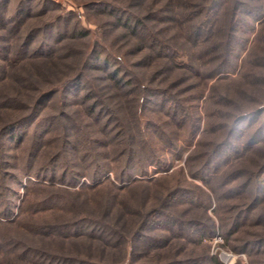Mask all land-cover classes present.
Wrapping results in <instances>:
<instances>
[{
    "label": "rangeland",
    "instance_id": "rangeland-1",
    "mask_svg": "<svg viewBox=\"0 0 264 264\" xmlns=\"http://www.w3.org/2000/svg\"><path fill=\"white\" fill-rule=\"evenodd\" d=\"M222 1L200 45L232 24ZM241 1L229 66L211 75L216 51L184 38L203 15L180 17L182 1L0 0V264H31L27 247L99 264H264V11L249 13L264 0ZM152 31L193 68L157 57ZM149 209L180 231L147 226L142 247ZM66 219L80 223L51 227Z\"/></svg>",
    "mask_w": 264,
    "mask_h": 264
},
{
    "label": "trees",
    "instance_id": "trees-1",
    "mask_svg": "<svg viewBox=\"0 0 264 264\" xmlns=\"http://www.w3.org/2000/svg\"><path fill=\"white\" fill-rule=\"evenodd\" d=\"M180 1H182L180 4V7L184 9L181 12L187 13V14H184L180 17L187 19L188 22L191 19H196L197 16L199 17V16L203 15V18H198V20H195L194 23L188 24L187 33H186V36H184L185 40L189 41V43L192 47H195V48L203 47L201 49V51L206 52L207 54L208 53L210 54V53H213L214 51H216L217 54L213 55L212 57H214V59L218 58L219 62L215 66L210 68L209 72L214 73L211 75H215L216 73L221 72L225 67L229 66V57L228 56L232 52L233 43L235 41V36H234L235 27H233V26L236 24L235 21L238 18L239 8L244 5V2H242L241 0H233L232 6L226 12L227 17L229 16V21L232 22V20H233V22H232V24H230L228 26L227 32L224 34L223 37L220 38V40L215 41L214 43L210 42L209 44L200 45V43H202V42L208 43L209 35L208 36H207V34L204 35L206 33L204 27H205V25L210 24V21L213 19L211 17L215 16L214 14H215L216 8L219 5H221V3L223 4V1L221 2V0H204V1L203 0H196V2H195L194 0H179V2ZM261 9H262L261 11H257V12L253 11L254 9H250L249 13L255 19L261 18L262 12L264 11V6H262ZM167 10H168V8H165L163 6L162 8L155 10V12H153V13L151 12L152 14L149 15V17L152 16V19H157L158 17H161L162 13H164V15H165V12ZM224 13H225V11H224ZM204 16H207V18H204ZM217 16H219V13H217ZM132 17H133L132 18L133 20L131 23L132 34L138 35L137 30L139 29V26H141V28H143V25L141 24L143 22L141 21V18L138 16L132 15ZM177 19H178L177 17L174 18L175 21H179ZM150 37L155 41L154 43H152L149 46L150 50H153V53L157 57L168 58L169 63H172L173 67H174V65L177 67H178V65H183L184 67H187V68H191V69L193 68L192 64L189 62H185L182 64H177L175 62V58L180 57L182 55H186V54L189 55L190 54V53H186L187 51L183 50V49H187V48H185L181 43H179L177 39L166 38L163 41H160L157 39L156 36H154L153 31L150 33ZM172 37L174 38L175 36H172ZM141 48H143V46H141ZM179 48L182 49L183 52L186 54H183V52L180 51ZM168 52H171V53L167 54ZM152 57H154V56H152ZM212 57L210 59H213ZM169 68L171 69V66ZM113 76H114V74L111 75V77H113ZM76 79H78V78H76ZM28 117H30V116H28ZM244 117H246V115H244ZM14 126L15 125L11 123V124L7 125L5 128L8 127L9 129H11ZM155 215H160V216H155ZM140 217L141 218L137 222V227L133 233V238H135V239H137V238L143 239L144 238V235L142 233H143L144 229L146 230L147 226H148V230L153 231L155 228H157V226H160V225L164 226V224H165L169 230L171 229L170 231H172V232L179 233L178 231H180L179 227L176 226V221H177L176 218L170 213H165L163 211L161 212L157 209H153V210L149 209L147 212H145ZM79 223H80V221H78V220L77 221H70L69 219H66L65 221H62V222H60L56 225H53L51 227L52 228L56 227V226L59 227L60 225H62L61 226L62 228H60L59 230H62V231L65 230L66 231V230H70L72 228V226H75V225L77 226ZM190 223H194V222L190 221ZM91 224L93 226L98 225L102 229L104 227L106 230L110 231L114 235H117L116 233H118L115 230V228L113 229L111 226H109L107 224L103 223L104 226L102 227V224L100 222L95 221V220H91ZM111 228H112V230H111ZM53 231L54 230H46L45 229L44 231L39 232V234L44 236V237H47V238L51 237V236H53V237L57 236V234L54 233ZM92 232H93V234L96 233L95 231H92ZM92 232L90 231L89 234ZM86 233H88V232H86ZM86 233H85V235H87ZM174 235L177 236L178 234H174ZM87 236L91 240H93L96 237L95 235H87ZM100 239H103V238H100ZM149 239L152 240L153 243L160 241L159 237L154 238V236H151ZM107 241H109V240H107ZM144 242L146 243L145 238H144ZM150 244H152V243L149 241L145 245H142V247L148 246ZM48 249H52V248H48ZM30 252H32L31 256H29ZM18 257L20 259L27 258V260H29L31 262V264H99L96 262H91L90 260H87L84 258H76L73 255L60 254L59 252H56L55 254L46 253V252L42 253L39 250H36V251L33 250V248H31V247H27L25 250H23L22 254L19 253ZM34 258L37 260L38 259H41V260L38 262H35ZM43 259H47V260H43ZM213 262H214V264H222L216 256L213 257ZM190 263H192V262L188 258H186V259L182 258L180 260H177V259L170 260L165 264H190ZM26 264H30V263L27 262ZM198 264H201V263H198Z\"/></svg>",
    "mask_w": 264,
    "mask_h": 264
},
{
    "label": "built area",
    "instance_id": "built-area-1",
    "mask_svg": "<svg viewBox=\"0 0 264 264\" xmlns=\"http://www.w3.org/2000/svg\"><path fill=\"white\" fill-rule=\"evenodd\" d=\"M230 258H232L231 254H225V262L227 263V260H229ZM228 264V263H227Z\"/></svg>",
    "mask_w": 264,
    "mask_h": 264
}]
</instances>
